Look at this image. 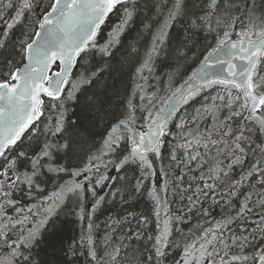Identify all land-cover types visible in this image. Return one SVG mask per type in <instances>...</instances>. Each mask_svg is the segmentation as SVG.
<instances>
[{
	"label": "snow or ice",
	"instance_id": "obj_1",
	"mask_svg": "<svg viewBox=\"0 0 264 264\" xmlns=\"http://www.w3.org/2000/svg\"><path fill=\"white\" fill-rule=\"evenodd\" d=\"M190 5L197 8L190 27H204L215 34V45L203 56L199 68L166 101L161 100L160 106L155 96L145 98L141 95L139 105L129 101L125 118L111 128L102 154L90 159L87 166L73 171L53 166V146L49 143L45 142L43 147L22 148L21 145L25 135H31L30 129L44 114L42 95L60 101L57 106L62 108L61 95L69 85L77 59L97 47L98 33L109 14L119 16L109 44L115 42L134 21L138 0H48L46 6L43 0L40 3L37 0H0L3 10L0 11V63L4 68L0 72V248L5 250L0 264H20L21 261L34 264L23 249L30 248L40 235L48 217L55 212V202L47 206L35 205L36 211L29 208L21 219L19 213L23 209H17L12 193L23 184L29 189L39 187L37 179L45 167L48 172H67L72 177L53 196L60 201L65 195L74 197L79 218L82 221L85 216L89 218L88 235L82 236L80 244L87 248L91 261L120 264L121 250L126 247L123 241L117 246L106 236L104 251L98 255L91 236V216L106 202L105 195L115 199L119 194L124 200L128 199L120 189L105 195L98 193L99 188L107 187L113 180L108 170L120 171L136 164L144 175H156L154 161L163 160L169 117L179 105L195 101L205 88L218 85L223 94L210 97L211 103L203 110L197 109L195 118L181 119L179 127L183 133L178 148L183 151L179 155L170 151L171 170L165 171L163 166L160 169L176 188L187 183L183 190L187 193V213L209 216L212 207L222 208L221 219L207 222L210 226L201 227V235L185 244L177 264H264V141L256 143L253 140V133L264 136V0H202L199 7L192 0H160L158 8L162 10L163 22L153 37L152 49L144 64L149 72L153 55H158L161 46L168 41V30L174 21L188 14ZM38 7L43 9L42 14H37ZM7 10H12L14 15H5ZM26 14L32 17L30 23L26 22ZM21 23L25 29L22 35L27 38L20 40L17 54L8 40L11 31ZM238 25L240 31H237ZM234 33L238 39H233ZM99 51L106 53L108 45ZM16 55L21 62L27 61L23 68L15 62ZM52 65H57L58 70L49 75ZM213 68L223 75L219 78L208 76V70ZM81 83L91 81L82 77L73 82L67 99L74 98ZM138 87L143 90L142 85ZM99 104L102 108L104 101L100 100ZM208 115L212 128L201 131L199 120ZM137 122L146 131L136 130ZM60 130L59 126L55 129ZM25 162L30 169L21 172L20 166ZM177 168H181L183 174L176 172ZM236 169H240V174L234 179ZM193 171L196 174L189 175ZM142 186L143 176L133 185V191H140ZM168 191V187L157 189L153 185L148 193L157 205L155 215L162 227L158 235L147 237L152 244L145 264H164L167 257L171 235L167 218ZM88 192L92 197L90 209L84 204ZM207 199L212 200V205L205 209L203 202ZM40 207L44 208L43 213L39 212ZM9 208L17 215H9ZM257 209L259 220L254 221L251 231L244 228L239 235L233 232V225L246 223ZM161 212L165 217L162 221ZM133 219L138 226L147 227V218L133 216ZM26 223L33 226L25 229ZM122 223L130 224L131 220L125 217L123 221H113V228ZM15 224L21 227L16 230ZM134 237L144 239L139 231ZM257 241L262 245L258 250ZM249 248H252L251 255L247 251ZM67 254L77 256L81 253L79 248L70 246ZM55 264H67V261L57 260Z\"/></svg>",
	"mask_w": 264,
	"mask_h": 264
},
{
	"label": "trees",
	"instance_id": "obj_2",
	"mask_svg": "<svg viewBox=\"0 0 264 264\" xmlns=\"http://www.w3.org/2000/svg\"><path fill=\"white\" fill-rule=\"evenodd\" d=\"M37 2L40 3V0ZM47 2L48 0H43L45 6ZM192 2L199 7L202 0H192ZM138 4L134 21L111 44H109V40L112 39L111 34L115 25L119 23V16L112 14L108 18L98 34L97 47L90 49L79 59L69 80V85L65 87L61 97V100L64 101L63 107L57 106L60 101L46 100L43 107L44 114L34 126L31 135L25 136L22 148H28L29 145L43 147L47 142L53 146L51 151L54 167L71 168L73 171L83 168L89 164L90 159L102 154L104 141L111 132V128L119 120L125 118L129 110V101L133 105H139L141 104V95L145 98L155 96L158 98L157 106H160L161 100L166 101L172 92L183 85L199 68L203 56L211 50L216 41L215 34L209 33L206 28L190 27L191 21L195 18L193 13L197 10L190 5L188 14L179 17L168 30L166 45L161 46L158 55H153L151 72L148 71L147 78L142 85L143 90L137 88L141 70L152 49L153 37L163 22L162 10L158 8L160 0H138ZM0 11L3 10L0 9ZM36 12L38 15L42 14L43 9L38 7ZM4 14L14 15V12L7 10ZM26 15V22L30 23L32 17ZM24 31V23H21L10 33L8 44L17 54L19 53L20 40L27 38L22 35ZM237 31H240L239 25ZM238 38L234 33L233 39ZM105 45H108V51L106 53L99 51ZM15 62L19 67L24 64V61H20L19 55H16ZM3 71V64L0 63V72ZM94 72L97 73L96 76L92 75ZM82 77L85 80H90L91 83H81L80 90L75 92L74 98L67 99V94L72 91L71 84L81 80ZM217 94H223L221 86L205 88L195 101L182 107L179 116L164 139L163 160L154 161L156 175L152 177L144 175L136 164L128 165L120 171L111 168L108 170L107 174L113 177V180L107 187L99 188L98 193L105 195L120 189L128 199L124 200L119 194L115 199L105 195L106 202L91 216L93 223L91 236L98 255L104 251L105 237L110 236L111 242L115 245L119 246L121 241L126 244V247L121 250L123 259L120 260V264H145L146 257L151 254L152 244V241L147 237L158 235L162 227L155 215L157 205L148 195L152 191L153 185L157 189L164 187L169 189L167 195L169 215L167 218L170 220L171 235L164 264H177V261L183 256L185 244L192 243L201 235L200 228L209 227L210 224L207 223L209 221L214 223L221 219L222 208L219 206L212 207L209 216H203L199 212L187 213L185 207L187 193L183 192L187 183L176 188L173 181L165 177L160 170L162 166L165 171L171 170L170 151H176L178 155L183 151L178 148V144L181 143L180 136L183 133L179 127L181 119L195 118L196 110H203L211 103L210 97ZM100 100L104 101L102 108L99 104ZM57 126L60 127V131H55ZM198 127L201 131L211 130V116L201 117ZM136 129L146 130L140 126V122H137ZM253 140L260 143L264 141V136L258 132L253 133ZM64 145L67 147H63ZM149 158H152L151 155ZM57 161L58 163H56ZM29 169L30 165L27 162L20 166L21 172ZM175 171L183 174L181 168H177ZM195 174V171L189 173V175ZM239 174L240 169H236L233 172L234 179L239 178ZM142 176V188L140 191H133V185ZM69 179L72 177L67 172L52 173L48 172L45 167L42 175L37 179L39 187L29 189L26 184H23L19 190L12 193V198L17 202V209H23V212L19 213L22 217L29 208L36 211L35 205L47 206L55 202V212L48 217L40 235L33 241L30 248L23 249L25 255L33 260L34 264H55L57 260L67 261V264H95L91 261L87 248L80 244L82 236L88 235L89 218L85 216L83 221L79 218L74 197L65 195L64 200L60 201L53 196ZM85 183L87 182L85 181ZM257 188L259 189L258 185ZM49 197H53V199L49 200ZM235 203L236 201H234ZM84 204L86 209L91 208L90 192L85 196ZM210 205H212L211 199L204 200L203 207L205 209H208ZM74 209L75 211H73ZM43 211L44 208L40 207L39 212L43 213ZM258 211V209L255 210L246 223L240 226L233 225V232L239 235L244 228L251 231L255 226L254 221L259 220ZM8 214L17 215L11 208L8 209ZM29 216L31 217V214ZM133 216L147 218V227L138 226ZM125 217L131 220L130 224L122 223L113 228V221H123ZM176 217H180V219H176ZM164 218V213L161 212V221ZM16 227L19 229L21 226L18 224ZM137 231L141 232L144 239H135L134 233ZM228 235L226 233V237ZM70 246L79 248L81 254L68 255L67 250ZM260 246L262 245L257 241V250ZM4 251L3 248H0V258ZM247 251L249 255L252 254V248ZM20 264H26V262L21 261Z\"/></svg>",
	"mask_w": 264,
	"mask_h": 264
},
{
	"label": "water",
	"instance_id": "obj_3",
	"mask_svg": "<svg viewBox=\"0 0 264 264\" xmlns=\"http://www.w3.org/2000/svg\"><path fill=\"white\" fill-rule=\"evenodd\" d=\"M112 14H109V17L111 16ZM108 17V18H109ZM108 18L106 19V21L104 22V24H102L101 25V29L104 27V25H105V23L107 22V20H108ZM100 29V30H101ZM99 34V33H98ZM97 38H98V36H97ZM85 54V53H84ZM84 54H82V55H84ZM79 59L80 58H78L77 59V62L74 64V66H73V68H72V70H71V76H70V79H71V77H72V75H73V72H74V70H75V68H76V66H77V63H78V61H79ZM25 63H27V61L26 60H24V64ZM24 64L22 65V67L21 68H23V66H24ZM55 68H57V65H52L51 66V70H50V72H49V75H52L55 71H57L58 70V68L55 70ZM221 75H223V73H218V70L217 69H215V68H213V69H209L208 70V76H210V77H212V78H219ZM69 79V80H70ZM65 89V88H64ZM64 91V90H63ZM61 97H62V95H61ZM42 99L43 100H45V99H47V100H51V101H54V100H52V98H50V97H47V96H44V95H42ZM183 106V104L182 105H179L178 106V109H177V111L175 112V113H173V115L171 116V117H169V120H168V125H167V132H169V130L171 129V126H172V124H173V122L175 121V119L177 118V116H178V114H179V111H180V108ZM42 118V116L40 117V119ZM39 119V120H40ZM38 120V121H39ZM38 121H36V122H38ZM36 122H35V124H36ZM32 129H30V131H31ZM136 130H138V131H141V130H139V129H136ZM27 135V134H26ZM25 135V136H26ZM165 138V137H164Z\"/></svg>",
	"mask_w": 264,
	"mask_h": 264
},
{
	"label": "rangeland",
	"instance_id": "obj_4",
	"mask_svg": "<svg viewBox=\"0 0 264 264\" xmlns=\"http://www.w3.org/2000/svg\"><path fill=\"white\" fill-rule=\"evenodd\" d=\"M153 60H154V56L152 57V60L149 62V63H150V66H152ZM147 74H148V69L145 68V67L143 66V68H142V70H141V73H140L139 80H138V84H137V88H138V89H140V88L138 87V85H143L145 79L147 78ZM19 215H20V214H19ZM20 217L23 218L21 215H20ZM37 218H38V217H37ZM30 219H32V218L30 217ZM17 225H18V224H17ZM17 225L15 224V229H16V230H18L17 227H16ZM32 226H33L32 223H26V224L24 225L25 229L30 228V227H32Z\"/></svg>",
	"mask_w": 264,
	"mask_h": 264
}]
</instances>
